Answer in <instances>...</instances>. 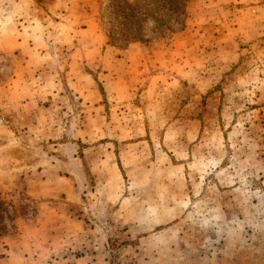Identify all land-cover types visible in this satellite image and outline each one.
I'll list each match as a JSON object with an SVG mask.
<instances>
[{
  "label": "rangeland",
  "instance_id": "374dc122",
  "mask_svg": "<svg viewBox=\"0 0 264 264\" xmlns=\"http://www.w3.org/2000/svg\"><path fill=\"white\" fill-rule=\"evenodd\" d=\"M108 4L0 0V264H264V0Z\"/></svg>",
  "mask_w": 264,
  "mask_h": 264
},
{
  "label": "trees",
  "instance_id": "16d2710c",
  "mask_svg": "<svg viewBox=\"0 0 264 264\" xmlns=\"http://www.w3.org/2000/svg\"><path fill=\"white\" fill-rule=\"evenodd\" d=\"M188 0H157L156 5L152 1L134 0L133 4L125 0H109L108 31L106 33L107 45L115 46L120 42L123 48L134 43L144 44L150 42L144 33V22L151 18L156 22L155 32L162 35L164 31H171L170 22L172 15L183 10ZM168 2V3H167ZM165 10L162 14H160ZM100 92L103 94L101 84L97 82Z\"/></svg>",
  "mask_w": 264,
  "mask_h": 264
},
{
  "label": "crops",
  "instance_id": "0c3cea01",
  "mask_svg": "<svg viewBox=\"0 0 264 264\" xmlns=\"http://www.w3.org/2000/svg\"><path fill=\"white\" fill-rule=\"evenodd\" d=\"M129 4H132L133 3V1L131 2V0H126ZM139 43H134V44H131V45H129L127 48L128 49H132V48H134V47H139ZM107 53H109V54H107ZM112 52H107V50H104V54H103V56L101 55V58H103V57H105V55L107 54V55H110ZM101 84V83H100ZM103 84H101V87H102V90H103V94L102 93H100V90H99V93L101 94V97H104L105 95H104V89H103V86H102ZM98 87V86H97ZM99 89V88H98ZM103 95V96H102Z\"/></svg>",
  "mask_w": 264,
  "mask_h": 264
},
{
  "label": "clouds",
  "instance_id": "9594fccd",
  "mask_svg": "<svg viewBox=\"0 0 264 264\" xmlns=\"http://www.w3.org/2000/svg\"><path fill=\"white\" fill-rule=\"evenodd\" d=\"M156 27V22L151 18L147 19L144 23V28L146 33H150L152 29Z\"/></svg>",
  "mask_w": 264,
  "mask_h": 264
}]
</instances>
